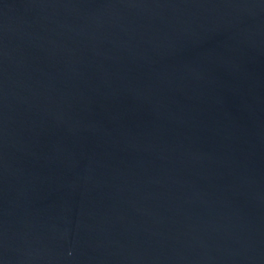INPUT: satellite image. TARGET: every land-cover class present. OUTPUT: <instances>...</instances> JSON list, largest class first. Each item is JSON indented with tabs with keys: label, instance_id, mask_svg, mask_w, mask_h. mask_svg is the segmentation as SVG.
I'll use <instances>...</instances> for the list:
<instances>
[{
	"label": "water",
	"instance_id": "water-1",
	"mask_svg": "<svg viewBox=\"0 0 264 264\" xmlns=\"http://www.w3.org/2000/svg\"><path fill=\"white\" fill-rule=\"evenodd\" d=\"M0 264H264V0H0Z\"/></svg>",
	"mask_w": 264,
	"mask_h": 264
}]
</instances>
